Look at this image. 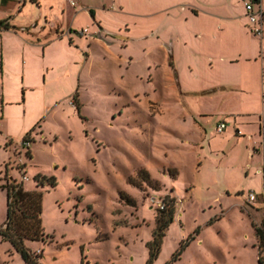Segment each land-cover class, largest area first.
<instances>
[{"label": "rangeland", "instance_id": "obj_1", "mask_svg": "<svg viewBox=\"0 0 264 264\" xmlns=\"http://www.w3.org/2000/svg\"><path fill=\"white\" fill-rule=\"evenodd\" d=\"M71 1L40 0L38 4L19 0L13 12H8L10 4L0 8V15L15 21L12 25L16 28L35 29L38 20H57L60 10L56 3L74 9L85 3L99 10L104 2H113ZM185 1L165 0L164 5L172 7L160 13L153 12V7L133 5L136 13L109 12L116 15V25L120 21L129 24L132 40L127 46L118 39L110 45L99 42L83 49L60 43L58 79L49 87L55 92H49L42 103L33 101L29 110L31 126L26 133L32 137L28 144L32 156H27V148L21 145L26 133L9 146L0 135V226L7 219V193L2 188L11 179L22 182L27 191H42L44 235L39 240H26L41 256V264H146L147 242L153 237L158 215L152 197L174 198L175 206L174 221L152 264H259L258 238L246 214L253 201H243L248 191L255 192V214L261 222L264 178L255 172L258 160L249 157L250 144L234 146V124L230 122L231 129L222 133L215 129L218 118L232 119L235 111L254 109L258 104L261 108L263 94L261 91L258 104L254 102L256 106L235 93H220L214 100H188L196 110L213 111V116L203 121L213 151H217L210 153L206 141L203 149L198 147L201 133L190 120L183 119L186 108L179 94L180 86L188 87L185 61L191 49L183 44L186 24L174 22V18L184 16L181 3ZM221 1L238 19L232 28L219 23L209 33L233 29L237 40L232 36L220 38L225 51L236 41L257 46V40H251L245 31L260 40L246 23L247 0ZM83 18L81 15L74 22L66 15L64 22L79 24ZM172 40L178 49L175 69L168 67L166 60V45ZM193 71L194 86L204 87L206 82L199 80L198 72L205 74L206 70L199 66ZM215 76H208L210 82L217 81ZM247 135L245 132L244 138ZM22 162L26 168H20ZM248 162L252 167L248 166L246 175L242 167ZM37 173L55 176L57 185H39ZM23 174L27 178L22 179ZM239 188L244 194L235 192ZM215 215L221 217L207 224ZM191 235L195 236L192 240ZM262 256L264 264V251ZM0 264L27 263L0 237Z\"/></svg>", "mask_w": 264, "mask_h": 264}, {"label": "crops", "instance_id": "obj_2", "mask_svg": "<svg viewBox=\"0 0 264 264\" xmlns=\"http://www.w3.org/2000/svg\"><path fill=\"white\" fill-rule=\"evenodd\" d=\"M18 1L19 0H0V8L11 4V9L9 8L10 11H8L11 13L15 10ZM32 1L40 4V0H31V3ZM44 1L46 0H43V2ZM164 1L165 0H113L109 5H107L106 2L103 3V8L108 6V10H103V8L96 10L92 5H86L85 3H82L78 9L65 6L64 3H56L60 12L55 22H49L45 18V21L38 20L35 23L36 26L39 25L35 29H32V27L24 28V26L21 25H17V28H2L0 30V135L4 136V142L7 143L8 141V146L14 144V140H16L20 134L22 135L29 131L28 129L31 123L28 120V116L32 102L41 101L42 103L49 92L51 94L55 92L54 87L51 89H49V87L51 85L55 86L58 79L57 71L62 63V58L58 56V50H60L58 45L60 43H65L68 48L83 49L85 45L90 47L95 44L97 45L99 42L110 45L115 39H118L121 45L127 46V41L129 42L132 40V38L129 37L131 36L129 35L131 30L129 24L120 21V23L116 25V15L109 12L118 13L119 10H131L129 12H134L131 9L133 7L130 5L146 9L153 7V12L156 11L157 13L166 12L172 5H164ZM252 1L254 2V8L256 10L260 7L264 9V0ZM181 4L185 6L184 16L182 18H179V16L174 18V22L177 20V22H184L186 24L185 27L187 29L182 39L183 44L191 49L185 61V80L188 87L187 89L184 87L182 88V86L179 87V94L183 96L182 104L186 108V115L183 116V119L190 120L199 133H201V141H197L198 147L203 149V142L206 141L207 149L210 153L216 152V149L213 151L214 148L210 138L207 136V129L203 121V118L206 116H213V111L196 110L188 100H196L198 102L200 100H214L220 93H235L242 95L245 100L249 101L251 104H255L254 102L258 104V98L262 91L263 102L261 103V108L259 104L258 106L255 104L256 108L254 109H241L235 111L232 117L233 121L230 118L228 120L218 118L217 124L225 120V130L231 129L230 122L234 124L235 134H233V136L236 138L234 146L240 145L241 142L250 144L249 157L252 161L258 160V166L255 168V172L257 171L260 176L262 175L264 178V22L263 32L259 35V37H261L260 40L245 29L247 35L251 37V40H257V46H255L254 43L253 45L245 44L243 46L241 43V45L237 44L236 41L229 44L225 51L224 43H221L220 38L232 36L234 40H237V38L232 35L234 34V31H232L233 29L226 33L225 31L221 33H209V31L215 25L218 26L219 23L221 25H227L229 28L234 27L233 25L238 18L235 13H233V9L227 7L226 2H222L221 0H187ZM115 6L118 7V10H114ZM20 10L21 9L18 11ZM124 11L123 13H125ZM88 13L92 15V19L89 17ZM148 13H142L141 15H148ZM66 15L68 18L74 20V22L76 18L78 19L81 15H83L84 18L82 23L79 24L69 21L65 23L64 19ZM138 15L140 14L138 13ZM241 17L245 18V15ZM2 19L9 18H4L0 15V20ZM8 22L11 25L15 24V21L11 22L8 20ZM45 22L48 24H45ZM246 23L251 29L249 20H247ZM83 28L88 29L87 34H78V31ZM51 32H53V34L48 36ZM65 36H68V39L65 38ZM199 45H202L200 49L198 47ZM166 46L168 48V51H166L168 67L175 69L177 60L176 52L178 49L174 40ZM84 54L88 56L87 51H84ZM197 54L201 55L196 56ZM170 59L173 61L174 68L169 63ZM199 66H202L204 71L206 70L205 74L198 72L199 80L206 83L204 87L197 88L193 83L196 80L193 70H197ZM214 74L217 76H215L217 81L210 82L208 76ZM149 76L152 78V74H149ZM175 77H178L176 71ZM260 121L262 123H260ZM13 128L17 129V131ZM245 132L248 133L246 136L247 138H244ZM256 153L257 155L255 156ZM200 164L201 161L199 158L198 166ZM248 166L252 167L249 162L246 166L242 167L246 175L249 174ZM179 174L180 172L177 168L176 177H178ZM258 190L262 192V190ZM226 192L227 194L231 193L229 190ZM235 192L244 194V190L240 188ZM249 192L250 191L245 194L243 202H252L248 198ZM262 195L263 194L259 195V197L261 198ZM256 200L257 198L252 202V209L246 211L254 229V222L258 224L262 222L256 219ZM220 217L219 215H215L214 218H210L207 224H211L214 219H219ZM244 237L247 239L248 233L245 232Z\"/></svg>", "mask_w": 264, "mask_h": 264}, {"label": "trees", "instance_id": "obj_3", "mask_svg": "<svg viewBox=\"0 0 264 264\" xmlns=\"http://www.w3.org/2000/svg\"><path fill=\"white\" fill-rule=\"evenodd\" d=\"M8 27L16 28L9 24L8 19L0 20V30ZM169 63L174 68L172 59H170ZM77 95L78 91L75 92L74 98L76 104ZM31 139V134L28 132L22 141L30 142ZM25 147L27 148L25 154L31 157L32 154L29 145H24ZM20 168H26V163L22 162ZM35 180L42 186L49 184L54 187L57 185L55 176H47L42 173H37ZM5 189L7 191V219L4 225L0 226V237L4 241H9L27 264H41V256L30 249L26 244V240H39L44 235L42 222L43 192L40 190L27 191L23 188L22 182L18 183L16 179H11L6 184ZM165 199L167 200V207L165 209H158L153 237L147 242L149 258L146 264H152L154 259L158 257L166 230L170 223L174 221V198L165 197ZM254 226L258 238V262L259 264H263L264 218L260 224H254ZM194 237V235H191L190 239L192 240Z\"/></svg>", "mask_w": 264, "mask_h": 264}, {"label": "built area", "instance_id": "obj_4", "mask_svg": "<svg viewBox=\"0 0 264 264\" xmlns=\"http://www.w3.org/2000/svg\"><path fill=\"white\" fill-rule=\"evenodd\" d=\"M72 4H75V0L71 1ZM245 7H246V15L249 17V22L251 24V29L252 31L257 34V35H261L263 32V22H264V9H262L261 7L259 9H255L254 8V2L252 0H247L245 2ZM79 32H88L87 28H83L81 30H79ZM226 128V121L222 120L220 121L217 126H216V131L217 132H222L223 130H225ZM29 144V141H25V142H21L22 148H24V145L27 146ZM263 175H264V164H263ZM27 178L24 174H23V178L25 179ZM248 198L250 201H254L256 199V194L253 191H250L248 194ZM151 202L153 205H155L158 209H165L167 207V200L165 199V197L162 198H155L152 197L151 198Z\"/></svg>", "mask_w": 264, "mask_h": 264}]
</instances>
